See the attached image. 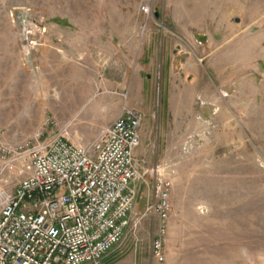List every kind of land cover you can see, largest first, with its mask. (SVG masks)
Segmentation results:
<instances>
[{"label": "rangeland", "instance_id": "rangeland-1", "mask_svg": "<svg viewBox=\"0 0 264 264\" xmlns=\"http://www.w3.org/2000/svg\"><path fill=\"white\" fill-rule=\"evenodd\" d=\"M125 107L140 197L172 183L166 264H264V0H0L8 144L87 145ZM142 223L102 264H155Z\"/></svg>", "mask_w": 264, "mask_h": 264}, {"label": "built area", "instance_id": "built-area-1", "mask_svg": "<svg viewBox=\"0 0 264 264\" xmlns=\"http://www.w3.org/2000/svg\"><path fill=\"white\" fill-rule=\"evenodd\" d=\"M142 122L125 107L87 145L45 131L8 144L0 133V264H102L149 216L159 220L152 257L166 264L170 179L136 210V183H146L135 160Z\"/></svg>", "mask_w": 264, "mask_h": 264}, {"label": "crops", "instance_id": "crops-1", "mask_svg": "<svg viewBox=\"0 0 264 264\" xmlns=\"http://www.w3.org/2000/svg\"><path fill=\"white\" fill-rule=\"evenodd\" d=\"M120 114H121V112H120ZM120 114H119V115H120ZM142 193H143V192H141V195H142ZM142 199H143V197H140V200H139V202H138V204H137V208H136V210H137V213H138V214L143 213V212L145 211V208H146V205H147V204L145 203V201L142 200ZM143 224H144V223L141 222V224L139 225V228L137 229V231H138V230H141ZM137 231H136L135 234H133V235L130 237L129 242H133V241H134L135 237L137 236ZM136 238H137V237H136ZM131 255H134V254H131ZM131 255H129V256L131 257ZM129 256H128L127 258H129ZM127 258H126V259H127ZM126 259H125V260H126Z\"/></svg>", "mask_w": 264, "mask_h": 264}]
</instances>
